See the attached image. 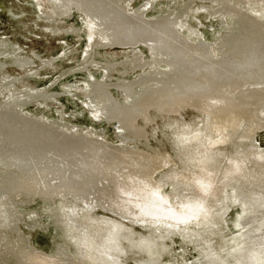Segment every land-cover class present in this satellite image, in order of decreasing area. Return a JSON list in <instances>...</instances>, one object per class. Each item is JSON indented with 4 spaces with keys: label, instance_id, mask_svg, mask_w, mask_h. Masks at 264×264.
<instances>
[{
    "label": "bare ground",
    "instance_id": "bare-ground-1",
    "mask_svg": "<svg viewBox=\"0 0 264 264\" xmlns=\"http://www.w3.org/2000/svg\"><path fill=\"white\" fill-rule=\"evenodd\" d=\"M125 1L0 0V13L12 30H18L16 35L25 41L29 39V32L33 34L30 29L26 30L25 21L27 15H30V10H35L37 19L45 23L43 27L46 25L45 29L52 31L48 36L56 33L60 35V31L78 35L73 27H62L57 21L61 20V17L64 18V15L68 16L70 8H75L82 25L80 32L86 38L85 49L82 51L83 60L76 71L83 72L86 79L64 85L63 89L81 105L82 112L87 114L90 123L113 124L114 137L120 142L118 146L109 145L101 139V132L93 133L94 135L83 134L80 130L60 122H45L39 115L41 112L34 115H24L21 112L22 106L30 101L35 102L42 94H45L46 99L52 97L46 91L42 93L40 90H26V87L23 93L14 94L15 96L8 98L5 103L0 102V264L99 262L98 252H101L102 248L97 245L98 242L93 236L97 234L98 228L102 227L97 218H92L96 209L115 216L114 221L105 224L103 231L99 233V237L101 234L104 237L103 243H112L114 236H110L111 232L118 235L127 234L126 239L129 241L124 239L128 244H125L126 248L142 249L147 256H151L150 247L146 248L139 235L132 229L135 224L132 219H170L181 222L191 217L197 220L201 218L203 224L205 222L209 227L203 229L199 235L210 233L213 224L212 213H205L204 202L213 199L217 193L219 196V191L215 189L218 182L213 180V176L212 180L208 181L210 184L202 186V191H197L196 194L193 190L190 195L185 196L188 197L187 201L184 199L180 206L170 204L168 199L161 195L160 185L169 175L160 178L156 183L154 174L166 165L169 157L159 145H149L144 137L147 125L152 122V114L156 110L181 111L190 107L202 115L199 123L212 137L223 135L227 129H235L239 140L246 144L239 155L234 152V155L225 154L218 159L223 160V164H238L237 168H240L235 169L225 182L232 183L242 190L249 186L259 199H264V159H251L254 152L248 147L249 138L256 131L264 129V124L260 123L264 122V112L258 108L264 105V21L252 19L247 11L237 8L239 4L246 3L254 4L264 11V0H184L179 2L173 11L161 12L149 19L143 17L144 11L151 9L149 4L141 5L137 10H133V13H127ZM192 2L211 4L209 14L228 12L232 15L231 26L215 41L216 53H212L209 46L199 40L190 41L176 28ZM216 3L217 6H213ZM31 36L27 43L33 42ZM35 36L34 40L41 39L38 34ZM57 44L64 45L59 60L72 54L73 51L68 52V45L60 42ZM137 44L143 45L147 50L149 61H138V56L133 54L117 63L96 64L91 60L97 49L118 47L131 50ZM25 52L21 51L19 42L0 38V56L4 58V61H0V89L11 87V74L10 79L6 78L7 66L21 70L46 66L45 60L42 61L41 52L33 51L28 57L22 56ZM158 63L166 64L169 70L149 71L133 81L119 76L115 82H108L115 65L121 66V72L126 73L144 64L151 69ZM96 65H99L102 72L101 80H96L90 74ZM110 88L123 102L112 97ZM134 88L139 91L135 92ZM61 126L63 128H60ZM189 126L190 123H168L163 133V139L168 143L175 160L181 159L182 164L186 165L183 173L179 171L185 178L184 181L190 180L191 170L199 169L206 163V156L201 159L200 151H197L199 157L193 158L196 150L201 148H198L196 141H186L192 132ZM84 151L89 154L82 155ZM189 153L192 158L188 157ZM252 160L257 165L252 166V169L257 174L260 173V180L247 185L250 182L247 167L245 169L243 164L251 165ZM215 161L214 165L217 163ZM209 170L214 176L220 174H215L214 169ZM247 192L243 190L239 198L245 197ZM37 194L50 199L52 197L53 200H57L56 197H60L59 200L69 198L74 203L71 207L67 202L50 207V217L60 225L62 231L68 233L66 242L72 245L71 254L68 250L58 247L50 255L44 256L14 235L16 219L13 210L9 208H12L17 196L30 199ZM259 212L262 215L264 209ZM251 214L246 215L242 208L236 216L235 229L244 230L238 235V242L233 243L234 247L232 245L223 255L229 259L232 255L235 256L233 264H264V236L260 237L264 233V221L252 227L254 218ZM29 216L31 217V214ZM247 224L249 229L244 228ZM255 234L260 238L256 239L258 236L255 237ZM215 245H220L219 240L215 241ZM165 249V246L159 243L158 252L167 254ZM155 250L156 248L153 249ZM206 261L201 264H212L213 258Z\"/></svg>",
    "mask_w": 264,
    "mask_h": 264
},
{
    "label": "rangeland",
    "instance_id": "rangeland-1",
    "mask_svg": "<svg viewBox=\"0 0 264 264\" xmlns=\"http://www.w3.org/2000/svg\"><path fill=\"white\" fill-rule=\"evenodd\" d=\"M182 1L184 0H173L172 2H168V0H126L125 3L127 5L124 3V6L126 12L128 11L127 13H133L141 5L149 4L151 9H147V11L145 10L143 14V17L145 19H149L151 17L153 18L158 13L173 11L174 7ZM210 5L211 4H207L205 2H192L185 12L183 18L177 23L176 28L178 32L186 35L188 39H190V41L196 42L199 40L203 44H207V46H209V48L212 50V53H216L217 45L215 41H218L219 36L223 32H225L226 29H229V26H231L232 24L233 18L232 15L230 16L228 12H215V15L214 12L209 14ZM253 5L241 3L237 6V8L243 11H247L252 19L264 21L263 9H261L260 7L258 8L256 5ZM213 6L216 7L217 3L213 4ZM74 9L70 8L69 10L71 11H68L69 15H64L65 19L61 17V20L57 21L60 22L62 27L65 26L68 29L70 27H73L78 32V35H74L71 33L68 34L65 33V31H60V35H58V33L52 34L53 36L55 35L54 37L52 35L48 36L49 32L52 31L49 29H45L47 28L46 25H44L43 27V24L45 23L37 19L36 12H34L35 10H30V15H27L28 17L26 18L27 20L25 22L27 23L26 30L30 29L33 33L31 34L29 32L27 34V37L29 36V39L32 35L31 38L33 42L31 43H27V41H29L28 38V40L26 41L23 39L21 40L16 35V32L18 30H12L10 24L7 23L5 17L0 13V38L2 40L6 39L11 42H19L21 51H26L22 56L28 57L33 51L41 52L43 59L42 61L45 60L44 62H46V66L44 67L41 65L24 70L15 68L13 66H7L8 68H6V78L11 74V79L10 77L8 78L11 80V87L8 89H0V102L5 103V101H8V98L10 99L16 94L23 93V90L26 87V90H40L42 91V93L46 91V93L51 94L52 97L46 99L44 96L45 94H42L40 98H42L43 100L38 98L35 102L30 101L29 103L24 105L25 107H21V112L24 115H34L41 112L42 114L39 113V115H41V118L43 117L42 119L45 122H60L70 128L78 129V131L80 130L79 132L83 134H96L98 132H101V139L104 142L108 143L109 145L118 146L120 145V142H118V140L114 137L113 124L107 125L104 122L100 124H96L94 122L90 123V119L88 118L87 114L82 112L81 105L77 104L76 100L66 94V90L63 89L64 85H71L74 84L75 81L86 79V75H84L83 72L76 71L83 60L82 51L85 49L86 38L84 34L80 32L82 25L80 24V19L78 20V16L76 13L77 11ZM42 29H44L43 32ZM34 34H38L41 39L34 40V38L36 37ZM59 42L68 45V47L70 48L68 52L73 51L72 54L70 56H67L66 59H58V57L62 54L61 48L64 46H58L57 43ZM130 54L137 55L138 61H149L147 50L143 45L141 46L140 44L135 45L134 48H131V50L130 48L119 49L118 47L105 50L97 49L91 60H93V62L96 64L104 62L117 63L121 62L126 57L128 58ZM0 61H4V58H1V56ZM163 64L164 63L154 64L156 67L153 66L151 67V69H148L149 66L144 64L139 67L140 69L137 68L126 73L125 71L121 72V66L115 67L117 66L115 65L113 68V72H111L109 75V78L111 79L108 80V82H115L117 79H119V76L123 77V79L133 81L140 75L147 74V72L149 73V71H154L157 69H159L160 71L169 70V67L166 64ZM98 66L99 65H96L94 70L90 71V74H92V76L96 80H101L102 72ZM7 69L9 70V73ZM16 76H21V79L19 77L17 79ZM134 91H139V89L134 88ZM109 92L112 94V97L117 99V101L123 102L121 100V97L117 95L112 88H110ZM263 107L264 105H261L258 108L261 109L260 111L264 112ZM18 110L20 111V109ZM152 117V122L147 125L146 134L144 137L149 145L153 146V143H156L169 157V159L166 161V165L154 174L156 183L157 180H160V178L169 175L167 179H164L162 185H160L162 187H160L161 195L168 199L170 204H177L180 206V203L182 204L188 198H186L185 196L190 195L189 193L193 190L195 191V193L197 191H202V186H207L208 184H210V182L208 181L212 180L213 176V180H215L216 183L218 182V185H216L215 189L219 191V196L217 193V195L214 197L215 199L211 198L207 200L208 202H204L205 213L207 211H210L212 213L213 224L211 225L212 229H210L212 231L209 230V235H199L203 229L209 227L205 222L203 224L201 218H198L199 220H197L194 217H191L192 219L190 218L181 222L173 221L170 219H153L148 221L132 219L133 221H135L132 229H134L136 231V234L139 235L140 240H142V243L146 246V248L150 247L149 249L151 256H147V254L142 249L136 248V250H128L126 248V245L128 244L124 241V239L126 241H129V239H126V237H128L127 234L118 235L111 232L110 236H114L112 243L110 242V245L107 242L103 243L102 240H104V237L102 234L99 237V233L103 231V227L105 226V224L114 221L115 216L103 210L96 209L92 214V218H97L98 221L101 222L100 226L102 227V229L98 228L97 234L93 237L98 242L97 245H99L102 249L101 252H98L99 262L95 264H201L207 259L211 260L212 258V264H233L235 262V256L232 255V257L229 259L223 257V255L225 254V252L230 250V247L232 245L234 247L233 243L238 242V235L244 230L242 229L237 231L235 229L234 222L236 221L237 214L239 215V212L242 208L243 212H245L246 215L252 213L251 215L254 218L252 227L257 226L264 221V212L262 213V215L261 212H259V210L263 211L264 209V199H259L256 194L253 193L255 191L249 189V186L243 188V190H247L248 192L245 197L240 199L239 194L243 190L238 189L232 183L225 182L228 177H231V174H233V171H235V169H240L237 168L238 164L224 163L226 164L224 165L223 160H218L225 154L234 155L235 152L237 155H239L241 151H243L241 150L243 149V145L246 143H243L239 140L238 135H236L237 133L235 132V129H227L226 131H224L223 135H220L219 137L210 136L206 131V128H203L199 123L202 115L198 112L193 111L190 107H185L181 109V111L172 109L168 111L156 110L153 112ZM178 122L188 125L190 123L189 128L192 129V132L188 135L186 141L188 143H193L194 141H196V143H198V148L200 147L202 149L196 150L195 156L193 158L199 157V155H197V151H200L201 159L202 156H206L204 158V162L206 163L203 167H200L196 170H191L192 174H190L189 181H184L185 178L179 174V171L183 173V171L185 170L184 167L186 165L182 164L181 159L178 161L175 160V156H173L171 151L169 150L168 143L163 139V133L168 123L176 124ZM260 123L264 124L263 121ZM60 128L63 127L61 126ZM140 143L142 142L140 141ZM248 147L251 148L254 152L252 154L254 155V157H252L251 159H253L254 161H256L255 158L259 157L260 159H264V129L256 131L252 135V137L249 138ZM189 151L193 152V150ZM81 154L87 156L89 153L84 151ZM187 155L189 158H192L191 153ZM208 160L209 162H207ZM214 160H216L215 162H217L215 163L216 166L213 164ZM217 160L220 162V164H218L219 162ZM254 161L251 165L243 164L244 168L247 167V169H245L248 173L250 182L247 185H251L252 182L258 181V179L260 180V173L257 174V172L252 169V166L256 165ZM209 164H211V166ZM209 169H214L213 171L215 174H220L214 176V174L212 175ZM176 170L178 171L177 173L174 172ZM191 186L193 187V189H191ZM176 192L177 194L175 195ZM48 198L49 197L43 195L39 196V194H37L35 197H31L30 199H24V197L17 196V199L13 205L14 207L12 206V208H9L13 210V216L16 219V230L14 235L17 239L24 241L27 246L32 248V250L35 249V252H38L44 256L50 255V253H52V251H54V249L58 247L63 248L64 250H68V253L71 254L72 248L70 247H72V245L70 246V243L66 242L68 233L62 231L60 225L50 217V207H56L60 202H67L71 207V205H74V203H72V200H70L69 198H63L61 200H59L60 197H56L57 200H53L52 197L51 199ZM177 200L179 202H177ZM206 206H208V208ZM79 207H81V205ZM29 214H31V217H28ZM248 225L249 224H247V226H245L244 228L249 229ZM142 226H144V228H141ZM149 230H151V232L148 233ZM213 231H215V233ZM79 233L81 235L83 234L82 231H80ZM131 233L134 236L136 235L133 232ZM131 233H129V236L131 235ZM213 233L216 235H214ZM263 234L264 233L261 234V238L262 236H264ZM255 235V237H257L259 233L258 235ZM260 237L258 236L256 239H259ZM216 240H219V246L215 245ZM159 243H161L162 246H165L167 254L163 255L158 252ZM155 248L156 250L153 251V249ZM262 259L264 260V258Z\"/></svg>",
    "mask_w": 264,
    "mask_h": 264
}]
</instances>
